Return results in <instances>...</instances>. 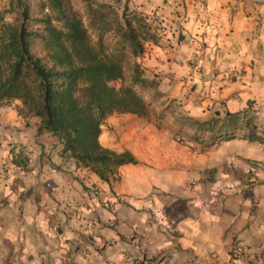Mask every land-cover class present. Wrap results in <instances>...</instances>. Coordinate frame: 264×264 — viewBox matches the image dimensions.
<instances>
[{
	"label": "crops",
	"instance_id": "crops-1",
	"mask_svg": "<svg viewBox=\"0 0 264 264\" xmlns=\"http://www.w3.org/2000/svg\"><path fill=\"white\" fill-rule=\"evenodd\" d=\"M132 2L164 26L139 58L160 91L197 119L249 111L262 140L242 133L211 145L192 130L185 141L178 125L116 114L100 142L137 163L103 181L40 132L39 118L20 115V103L2 105L0 264H232L235 246L238 264L264 255V0ZM234 180L241 192L213 198L215 183Z\"/></svg>",
	"mask_w": 264,
	"mask_h": 264
},
{
	"label": "trees",
	"instance_id": "trees-1",
	"mask_svg": "<svg viewBox=\"0 0 264 264\" xmlns=\"http://www.w3.org/2000/svg\"><path fill=\"white\" fill-rule=\"evenodd\" d=\"M163 31L132 0H8L0 13V107L20 103V115L39 118L40 132L58 138L80 167L103 181L137 163L101 144L104 122L116 114L149 118L160 102L156 119L173 120L177 136L188 128L211 145L242 133L262 140L249 111L200 120L160 91L139 58Z\"/></svg>",
	"mask_w": 264,
	"mask_h": 264
},
{
	"label": "built area",
	"instance_id": "built-area-1",
	"mask_svg": "<svg viewBox=\"0 0 264 264\" xmlns=\"http://www.w3.org/2000/svg\"><path fill=\"white\" fill-rule=\"evenodd\" d=\"M258 170L259 164H257L256 162L248 163L245 166V173L249 176L251 183H255L257 181ZM244 187V183H242L240 180L217 182L213 185L211 194L213 198H218L219 196L224 195L227 192H241ZM153 219L157 224L164 226L169 230L172 229L170 221L162 210H153ZM242 256L243 251L241 247L235 246L233 250L232 264H238L241 261ZM252 264H264V255L256 256Z\"/></svg>",
	"mask_w": 264,
	"mask_h": 264
},
{
	"label": "rangeland",
	"instance_id": "rangeland-1",
	"mask_svg": "<svg viewBox=\"0 0 264 264\" xmlns=\"http://www.w3.org/2000/svg\"><path fill=\"white\" fill-rule=\"evenodd\" d=\"M7 6H8V0H0V13H2L7 8ZM112 86H114L115 88H119L120 87V82H113ZM163 108H164V103L163 102H160V103H157V104L153 105V107H152L153 111L151 113V117L153 119H156L159 116V114H162ZM200 120H202V119H200ZM164 121H165L166 125H175V122L173 120H171V119L163 120V122ZM184 130H185V134L183 133V134L179 135L178 137L180 139L184 138L185 141H190V139L192 138L193 135H188V134H190V132H192V130H189L188 128L184 129Z\"/></svg>",
	"mask_w": 264,
	"mask_h": 264
}]
</instances>
